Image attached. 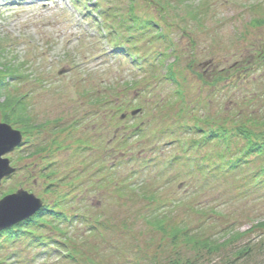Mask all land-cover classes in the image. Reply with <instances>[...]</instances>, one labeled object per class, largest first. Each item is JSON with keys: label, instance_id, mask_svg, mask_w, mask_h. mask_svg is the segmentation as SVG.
<instances>
[{"label": "rangeland", "instance_id": "obj_1", "mask_svg": "<svg viewBox=\"0 0 264 264\" xmlns=\"http://www.w3.org/2000/svg\"><path fill=\"white\" fill-rule=\"evenodd\" d=\"M0 48V101H21L0 106V123L25 136L5 154L16 171L0 196L24 190L75 216L53 221L59 229L45 216L34 226L41 240L2 235L17 225L1 230L0 264H264V184L203 181L193 171L177 187L145 164L148 146L184 118L264 131V0H0ZM149 67L154 75L137 83ZM15 68L35 78L23 81ZM157 98L159 119L128 133L149 121ZM126 133L122 149H142L138 165L112 154ZM252 159L260 166L264 153ZM98 165L109 177L86 190ZM62 239L74 258L62 256Z\"/></svg>", "mask_w": 264, "mask_h": 264}, {"label": "trees", "instance_id": "obj_2", "mask_svg": "<svg viewBox=\"0 0 264 264\" xmlns=\"http://www.w3.org/2000/svg\"><path fill=\"white\" fill-rule=\"evenodd\" d=\"M4 51L6 50L0 48V58H2V54L4 53ZM1 62L2 61L0 59V64L2 66L3 63ZM17 70L19 69L15 68L13 71ZM16 73L17 75H20L18 76L20 77V79H24L30 76V73L24 71L21 73L17 71ZM103 101L104 99L100 100L97 98L95 100V103L99 104ZM19 102L21 101L17 100L16 98L15 100L11 98H5L3 99V101H0V106L3 109L12 108L11 110H13V108L17 106ZM117 111L121 112L124 111V109H122L121 106ZM21 113L23 115V111ZM6 116L7 114L4 116V118H6ZM189 120L190 119L188 118H184L182 122H176V127L182 130V134L185 133V135L183 134L182 136H184V138H189L190 135L186 134L188 133V131L203 133L202 136L193 137V141H191L190 145H188L186 142H183L182 140H178L177 148L180 153L176 154L175 157L173 156V159L169 160L171 163L168 166L171 167V169H174V171L175 169H178L175 171V173H177L176 176H174L173 174L169 178H166V175L163 174L160 175L158 179L163 178L164 182L166 183L170 181L173 184H176L180 181V179H183L182 174L184 172L185 175H187V172L193 173L194 171L196 175H200L201 178H203V181L215 177L217 180L235 183L240 181L241 179H246L247 177H249L248 180L250 185L258 183L264 184V163L260 166H250L253 157L257 158L258 156H261L264 153V131L257 130L256 127L253 125L248 126L246 125V123L240 124L236 126V128H231L230 126L224 127L218 124V121L212 123L211 126H208V128L205 129V127L201 125V121L199 119H197L195 122H192V124L191 120ZM133 126L134 123H131L126 128H132ZM139 130L140 128L138 127L136 131ZM136 131L135 133H137ZM233 133H235V136L240 137V139L236 140V145L231 139V135H233ZM80 142L83 143L84 141L81 139ZM127 142L128 140L126 141V143ZM210 142L213 143L214 150L212 151L211 149L210 151L212 152L208 151L207 153H205L204 150H202L203 145L208 144ZM151 161H153L152 163H156V158H152ZM183 167H187L188 171L183 170ZM100 169L102 170V172H104V169L102 167H100ZM179 169L183 171L180 172ZM237 171L241 173H238ZM51 183H53V181H51ZM52 185L53 184H51V186ZM51 186H48L46 190H49ZM62 205V202L58 203V206L61 208L63 207ZM55 209V205H53L52 208H48L46 205L35 217L23 221L17 226H15L16 230L12 234L7 231L8 233L3 232L2 235L4 234L7 236H18L19 232L21 233V236L28 235L32 237L33 235L34 237L32 238L41 240V235L39 234V232H36L37 230L36 228H34V226L40 227L41 225H43L41 223H47L48 221L46 220L45 216H50L52 220L51 222L58 221L61 219L68 220L70 217L73 220V218L75 217L73 216L74 214L58 212ZM52 227L55 229H59V225L55 224V222H53ZM45 242L47 241L45 240L44 243ZM58 247L63 252L68 253L66 258H74V249L71 246L69 240L62 239L61 246L58 245Z\"/></svg>", "mask_w": 264, "mask_h": 264}, {"label": "water", "instance_id": "obj_3", "mask_svg": "<svg viewBox=\"0 0 264 264\" xmlns=\"http://www.w3.org/2000/svg\"><path fill=\"white\" fill-rule=\"evenodd\" d=\"M0 128H10L15 136L12 139L11 143H6L2 147H0V183L1 180L9 176L15 171V168L10 166V160L8 158H4L3 156L13 150L16 146L20 145L22 142V133L14 129L11 125L6 123H0ZM18 192H24L27 194V201L23 204H20L15 207V210L10 212H5L0 215V230L11 227L14 224H17L30 216L34 215L43 205V200L34 194L28 193L24 190H20ZM17 192V193H18ZM16 193H13L15 195ZM6 199H11L8 195L5 196Z\"/></svg>", "mask_w": 264, "mask_h": 264}, {"label": "snow or ice", "instance_id": "obj_4", "mask_svg": "<svg viewBox=\"0 0 264 264\" xmlns=\"http://www.w3.org/2000/svg\"><path fill=\"white\" fill-rule=\"evenodd\" d=\"M15 133L10 128H0V147L6 143H11ZM11 199H6L4 196H0V215L5 212L15 210V207L23 204L27 201V194L24 192H18L15 195L7 194Z\"/></svg>", "mask_w": 264, "mask_h": 264}, {"label": "bare ground", "instance_id": "obj_5", "mask_svg": "<svg viewBox=\"0 0 264 264\" xmlns=\"http://www.w3.org/2000/svg\"><path fill=\"white\" fill-rule=\"evenodd\" d=\"M165 37V35H163V38ZM124 50H126V49H124ZM127 51V50H126ZM136 62H134V64H135ZM23 145V144H22ZM22 145H21V147H22ZM56 245V244H55Z\"/></svg>", "mask_w": 264, "mask_h": 264}]
</instances>
